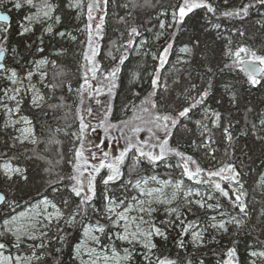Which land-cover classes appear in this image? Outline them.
Returning a JSON list of instances; mask_svg holds the SVG:
<instances>
[{"label":"snow or ice","instance_id":"snow-or-ice-1","mask_svg":"<svg viewBox=\"0 0 264 264\" xmlns=\"http://www.w3.org/2000/svg\"><path fill=\"white\" fill-rule=\"evenodd\" d=\"M223 5L0 0V264H264V0Z\"/></svg>","mask_w":264,"mask_h":264},{"label":"trees","instance_id":"trees-1","mask_svg":"<svg viewBox=\"0 0 264 264\" xmlns=\"http://www.w3.org/2000/svg\"><path fill=\"white\" fill-rule=\"evenodd\" d=\"M163 2L165 4H167L169 2H174V1L173 0H163ZM217 2L220 3L221 7H224L223 0H217ZM117 14L123 15L124 12L122 9L117 8L115 3H113L109 9L108 25L106 26V35H105L104 39L100 42L102 52H101V55L97 57V59L101 61L102 65H107V63H108V61L105 59V57L103 55V51L106 50V47H107L108 42H109V38L116 39L119 36V32L115 30L119 27L116 24V15ZM155 14H156V11L153 9H149L146 12L142 10L140 13H138V23H144L145 26L149 27V28L152 27L153 24L155 23ZM200 15H203V14L201 13ZM149 19H151V21H152L151 23H148ZM255 19H256V14L253 13L251 20L254 21ZM14 21H15V14H13V22ZM192 22L203 23V20H199V18H194L193 21H190V23H192ZM65 23L67 25H69V30H73V28L71 27L72 25H81L82 24L81 21L77 20L76 22H74L73 19L69 20L67 18L65 20ZM223 23H225L226 25L230 24L229 21H223ZM75 34L78 36V32H76ZM144 35H145V37H149V38L152 37V34L147 32V31L144 32ZM257 37L258 38L255 41H249V43L254 42L255 46L257 48H260L262 41L259 38V34H257ZM63 43H64L65 48L69 49V53L66 57H62L61 59L63 61H65L70 66V68L73 72H75V70H76L75 69V57L73 56V53L77 51L78 45H73L67 41H65ZM173 57H174V55L170 59L174 60ZM134 64H135V58H133L129 62V67H132V65H134ZM262 92H264V89H260L259 91H255L253 96L250 98L254 99V100L262 99V98H264L261 96ZM43 120H44V117L41 116L40 122L43 123ZM49 122L52 123L54 126L57 123L56 121H52V120H49ZM38 127H39V125H38ZM61 138H63V137H61ZM43 147H44L43 145H40L41 149ZM73 235L77 236L78 233H74ZM170 248H171V245H169V249ZM241 248H243V244H241ZM167 251H168V249L165 250L166 253H167ZM68 252H69V249L66 247L64 249V254L62 257L64 264H68V260H69ZM208 259L213 260V264H214V259H215L214 257L209 256Z\"/></svg>","mask_w":264,"mask_h":264},{"label":"rangeland","instance_id":"rangeland-1","mask_svg":"<svg viewBox=\"0 0 264 264\" xmlns=\"http://www.w3.org/2000/svg\"><path fill=\"white\" fill-rule=\"evenodd\" d=\"M173 1H174V0H173ZM73 21L76 22L77 20L73 19ZM80 26H82V24H81ZM79 35H80V34L78 33V36H79ZM81 38H82V37H81ZM152 50H153V51L155 50V47H154V46H153ZM145 59H147L148 62H149L150 64L152 63L150 57H146ZM173 59L175 60V55H174ZM101 99H103V97H101ZM92 106H93L94 108H98V106L95 105L94 103L92 104Z\"/></svg>","mask_w":264,"mask_h":264}]
</instances>
